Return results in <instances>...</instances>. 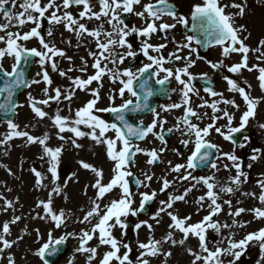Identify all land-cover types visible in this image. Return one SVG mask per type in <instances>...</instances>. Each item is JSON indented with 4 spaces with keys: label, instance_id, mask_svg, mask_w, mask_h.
I'll return each instance as SVG.
<instances>
[{
    "label": "snow or ice",
    "instance_id": "obj_1",
    "mask_svg": "<svg viewBox=\"0 0 264 264\" xmlns=\"http://www.w3.org/2000/svg\"><path fill=\"white\" fill-rule=\"evenodd\" d=\"M10 5V7H9ZM20 11L13 12L17 8V0H0V14L3 15L5 23H0V112L6 117L8 131L0 136V146L5 147L16 138H23L26 145L39 144L42 147L40 159L47 157L49 165L47 172L51 175V190L48 192L46 200H39L36 204L37 209L42 212H36L33 219L50 220L54 222V227L59 229L66 224L69 214L64 209L54 211V197L60 196L67 184L63 186L59 183V164L61 156L65 150V144L53 148L48 146L50 136L45 133L43 136H33L27 130L28 126L21 129L20 125L13 119L18 115L17 109L24 105L16 101L19 90L22 88H31L32 85L44 83V99H37L31 93L27 96L28 105L34 116L40 120L49 117V113L44 110V106L50 107L51 103L59 105L64 101H73L77 91L90 93L83 106L79 107L74 118L61 115L62 109L57 107L55 113L49 117L53 125L58 129L57 137L60 141L70 143L75 149H80L82 145L78 143L81 138H89L97 145H104L107 158L113 163L112 176L107 183L103 182V169L97 168L89 163L80 161L82 168L91 171L95 175V180L87 188L95 190L96 195L91 199V206L85 212L78 223L92 224L93 219L96 223L90 230H82L79 235L76 233H65L58 238H53L52 232L48 233V240L44 242L34 253L38 256L43 264H51L48 257L57 254L60 249L57 245L63 244L68 238L79 240V246L76 249L78 253H86V264H93L98 254L100 246H108L109 251L102 255L98 264H133L130 254L133 249L131 242H125L122 238L118 239L113 230L119 228L121 237L127 235L129 227L128 218L138 217L145 213L147 206L156 200L158 194L167 193L166 200L159 201L158 210L152 214L149 219L154 221L157 226L160 225L163 216L170 219L168 231L162 239H156L154 236V227L149 220H140L134 225V229L139 234L141 228H147L150 236L147 242H138L137 247L140 255L137 257L136 264H151L152 258L164 257L163 264H167V259L172 257L171 248L180 246L184 247L189 238H195L198 241L196 249L188 247L185 249L188 255L192 257L191 264H224L227 257L228 264H236L241 256L247 251L250 244H258L261 249V259L258 264H264V228L247 233L243 238L236 240V233L233 228H246L251 221L241 222L239 218L242 214L251 211L253 218L264 220V173L257 180V186L260 191L242 192L241 186L248 181V174L245 171L251 169L254 163L264 159V149L253 148L249 156V162L245 166L244 161L236 154L235 149L231 152H223L220 147L212 143L208 138L213 132L217 133L224 140L231 142L236 148H244L250 143L248 136L243 137V142H237L235 134L244 130L250 119L257 115L258 105L264 101V97H252L250 93L251 85L245 82L244 86L239 83V76L232 78L228 75L223 76L227 83L226 91L232 94H238L245 105V110L241 113L238 126H233L234 113L228 109L239 110L240 105L235 98L225 97L223 92L214 89L212 83H205L203 91L210 97L215 98L211 102L200 97V90L195 87L197 80L208 81L207 73L196 75L190 71L196 61L191 55L181 56L178 53L183 49H189L190 53L197 54L198 50L192 48L195 41L197 45L216 44L222 47V56L230 57L232 54L240 55V60L231 65H226L224 59L218 62L210 63L214 70L227 68L228 73L241 74L243 70L248 72H258L257 80L260 89L264 90V39H260L257 46L253 49L246 41L250 38L247 26L237 24L236 20L245 15L247 0H233L232 3H223V0H201L194 5L191 11L192 31L200 32L203 39L196 35H188L185 42L177 44L176 49L169 53L167 57L162 50L167 48V43L153 44L151 39L156 34H163L162 39L167 40L171 30L177 25L187 26L189 19L183 15H178L176 7L172 0H23L18 5ZM77 9L74 13L71 9ZM139 8V11L136 9ZM233 8L236 12H227L226 9ZM129 15L136 16L142 21L138 27L135 24L126 23V17ZM165 17L171 18L172 23H168ZM15 21V24H13ZM47 21L50 27L47 29L46 36L42 34L41 28L43 22ZM93 21L95 23H93ZM31 23L28 31H10L11 27L23 28ZM63 25L65 31L73 34L77 40L75 47L87 48V57L91 58L89 65L88 58H80V67H69L67 70L58 69V59H67L72 63V57L67 52L58 48L51 38L53 37V27ZM135 36L139 42V49H134L133 42L129 39ZM36 38L39 49L36 47H26V42ZM83 41V43H82ZM174 42V38H173ZM68 46H72V41H64ZM92 44L94 47L88 48ZM255 55V60L260 63L249 64V53ZM147 58L148 63H144L135 70L132 67L120 68L127 60L135 59L139 54ZM12 58L11 69H5L4 60ZM37 58L42 69L36 75L40 79L29 80L26 77V67ZM185 61L182 67H165L166 64L175 61ZM111 65V67L109 66ZM89 67L92 73L89 74ZM58 72L60 77L70 81L67 87L54 86V82L49 74V70ZM79 72L81 75L71 76L72 72ZM161 73L163 77L160 78ZM157 77L155 83L165 86L171 80H175L179 87V102L160 106L163 112H170L173 109H183V115L177 118L176 123L167 129L165 125L167 120L161 116L155 107L150 104V98L157 94L167 95L168 87H161L158 90L153 89L149 81ZM107 77L112 84H119L120 87L108 96L109 104L107 107L100 108L97 105L101 101L100 91L103 88V80ZM95 82L96 87H91ZM175 92L176 89H171ZM128 93L131 98L125 99ZM193 96L200 97L201 103L194 106ZM119 97L120 104H116ZM224 105L225 107H221ZM210 108L212 114L201 109ZM150 112L153 119L150 123L145 124L144 120L138 119L133 123L130 113H148ZM100 113L111 114V121L102 118ZM207 118L209 121L203 127L201 123ZM226 120L225 125H219L218 121ZM195 121V122H194ZM264 128V124L260 125ZM86 129V130H84ZM113 133L109 136L108 133ZM166 132L172 134L179 132L182 137L180 143L187 148L191 143L193 150L187 156L184 163L172 164L168 161V172L156 177L154 172L142 171L143 179L136 177L133 168L136 167V157L143 154L148 159L145 161L149 167L162 163L161 156L167 151L168 141L165 138ZM64 133H71L65 137ZM149 134L160 141L159 148L145 149L140 147L138 141H144ZM177 155H182L178 149H173ZM227 160L229 163L218 164L217 161ZM6 167V166H5ZM200 167H207L212 170L210 175L195 176L193 172ZM225 170L228 172L235 171V175H230L224 182L216 178V173ZM31 171L36 177V184L41 188L46 187L44 181L46 177L36 168ZM11 175V169H8ZM176 174L173 179L169 180L168 175ZM69 179H73L75 177ZM134 180L136 190L131 187ZM156 180L160 184L159 192L151 189V182ZM188 182L189 186L182 193H172L176 184ZM203 186L206 191L198 196L195 200L197 213L206 211L201 220L191 222L192 216L186 215L181 217L175 209L177 202L187 203V197L194 190L199 191L198 186ZM140 188L146 189L140 191ZM118 191L117 197L103 204L104 198ZM11 191V189H8ZM236 192H241L242 196L258 199L260 207L246 209L240 207L241 201H237V206L233 207L230 198ZM140 197L138 206L136 205V196ZM228 196V199L224 197ZM0 199L5 200L3 211L7 212L14 208V201L5 199L0 195ZM66 199V197H65ZM16 198L15 203H18ZM227 208V216L231 217V222L221 221L220 215ZM35 211V209L33 210ZM83 211V209H82ZM23 217L15 215L10 221L0 225V261L5 259L4 253L11 249L23 237L9 239L11 234V225L17 224ZM223 230H227V235H223ZM37 238L42 239L39 229H35ZM210 231L218 239L211 241L209 239ZM179 234V237H177ZM93 239L98 240V245L92 247L89 242ZM169 245L165 250L163 245ZM121 249L124 251L121 253ZM7 264H16L14 255L7 256Z\"/></svg>",
    "mask_w": 264,
    "mask_h": 264
},
{
    "label": "rangeland",
    "instance_id": "obj_2",
    "mask_svg": "<svg viewBox=\"0 0 264 264\" xmlns=\"http://www.w3.org/2000/svg\"><path fill=\"white\" fill-rule=\"evenodd\" d=\"M23 0H17V8L12 9V11L19 12L20 9L18 7L19 3H22ZM233 0H227L226 3L230 4ZM239 2V0H236ZM10 7V5H9ZM232 12H236V9L229 8ZM74 13L78 10L73 8L71 9ZM239 24H243L247 26L248 33H251V39H253V43L256 44L254 47L257 46L260 39H264V0H247V8L245 15L242 18H238ZM236 20V21H237ZM0 23H5L3 15L0 14ZM15 24V21H13ZM47 21L43 22V27L41 28V32L43 35L46 36L47 29H48ZM33 25L31 23L27 24L23 28H16L11 27L10 31H21L25 32L28 31ZM50 27V26H49ZM53 37L51 38L52 42L56 44L58 48H61L67 52L68 56H71L72 63L70 64L67 59H58V69L59 70H67L69 67L79 68L80 67V58L85 57L89 60V65H91V58L87 57V48L80 47L77 49L75 47L77 40L75 36L67 31H65L63 25L53 27ZM4 33H0L3 35ZM71 40L72 46H68L64 41ZM83 43V41H82ZM0 46H3L0 44ZM26 47L32 48H40L41 46L38 43L36 38H33L26 42ZM94 47L92 44L88 45V48ZM257 55V54H256ZM254 63H260L259 61L255 60L254 56ZM236 59L230 60V62H235ZM14 61L12 58L8 57L4 60V67L5 69L10 70L11 64ZM260 66H264V63H261ZM121 69L125 68V66H120ZM49 74L54 82V86H61L67 87L70 81L66 78L60 77L58 72H53L50 68ZM42 69L38 63V59L36 61V66L31 73V79H40L37 77V73L41 72ZM89 74L92 73L91 67H89ZM243 74H233V78H236L237 75L239 76V83L244 86L245 82L251 85L250 93L252 97H264V90L260 89L258 86V72L252 71L251 73H244ZM71 76L75 77L77 75H81L79 72H72L70 73ZM107 82L109 83V79L105 77ZM94 85V83H93ZM95 87V86H91ZM120 87V85L112 84L110 89L102 88L100 91L101 101L97 105L100 108L107 107L109 104L108 96L110 92H114ZM45 88L44 83L32 85L31 88H28L24 94L21 96L19 103L23 104L22 108H18L14 121L18 123L21 129H24L25 126L29 133L33 136H43L47 133L50 136L48 141V146L50 147H57L62 143L65 144V150L61 156L60 164H59V176L60 180L59 183L63 186L65 183L67 187L65 188L64 192L60 196L54 197V204L53 209L54 211H58L59 209H64L66 213L69 214V218L65 225L61 228L57 229L54 227V222L50 220H41V219H33L36 212H42V209H37L36 204L39 200H46L48 196V192L51 190L52 184L51 175L47 172L49 167L47 163V157L45 159H40L42 153V147L39 144H31L26 145L25 140L23 138H16L9 142L7 145V153H5V147L0 146V195H2L7 200L14 201V208L9 209L7 212H4L3 206L5 204L4 199H0V225H2L6 221H10L15 215H21L23 219L19 221L15 225H11V234L8 237L9 239H17L18 237H23L17 244H15L11 249L5 251L4 256L5 259L0 261V264H7V256L14 255L16 264H43V261L34 253L36 250L48 240V233L52 232L53 238H58L65 233L71 232L76 233L79 235L82 230H90L92 225L95 224L97 221L93 219L92 224H81L78 223V219L82 218L83 215L87 210H89L91 206V199L96 195L95 190L91 187L87 188V192L85 194V187L86 185H90L95 180V175L84 168H82L80 161H84L85 163H89L97 168L103 169L104 178L103 182L107 183L108 180L112 176V168L113 163L107 158L106 156V149L104 145H97L94 141L90 140L89 138H81L78 140V143L82 145L80 149H75L71 146L70 143L65 141H60L57 137L58 129L53 125L52 120L49 118L51 117L57 107L62 109L61 115L70 116L74 118L75 111L83 106V104L91 98L90 93H85L83 91H77L76 96L73 101L69 104V102L64 101L57 105L56 103H51L50 107L44 106V110L49 113V117H45L43 120L36 118L31 111V108L28 105L27 96L31 93L37 99H44L43 89ZM228 95L232 96L235 94H231L227 92ZM175 101H178L179 94L177 96H172ZM233 97V96H232ZM125 98H131L128 93L125 94ZM171 100L167 102L170 103ZM121 100L119 97L116 99V104H120ZM102 118L109 120L108 113H100ZM174 120L173 118L171 119ZM110 121V120H109ZM174 123L170 125H165V127L169 128L172 127ZM264 124V101H262L258 105V113L257 118L255 121L251 122V125H254L256 131L251 133V142L244 148H236L233 144L230 145L231 142L227 143L226 148L221 149L223 152H231L235 149L236 154L241 157L244 161L245 166L249 162L248 158L252 153L253 148H261L264 149V128H261L260 125ZM86 130V129H84ZM8 131L6 122H0V136ZM65 137H69L71 133H64ZM109 136L113 135V133H108ZM255 136V137H254ZM214 138H218L215 135ZM218 140V139H217ZM148 144V142L146 143ZM158 146V145H156ZM140 147L148 149L150 146H143ZM187 155V153H186ZM186 155L183 154L182 156L178 155V158H175L174 154L166 153L164 154L163 162L161 163L160 167H148L145 163L146 159L144 158L143 154H138L136 157V167L133 168L135 175H137L140 179H143L142 171L145 172H154L156 177H161L168 172V161H172L174 165L177 163H183L186 160ZM172 158V159H170ZM180 158V161L178 162ZM218 164L222 163H229V161H217ZM6 166V167H5ZM32 168H36L40 171L45 177V185L46 187L41 188L39 185L36 184V177L34 173L31 171ZM8 169H11V175L8 172ZM245 171L248 174V181L241 186L242 192H256L259 194V187L257 186V180L261 178V174L264 173V159L254 163L253 167L248 170L245 167ZM73 173H75V177L73 179H69L73 177ZM212 174V170L207 169L204 173H196L193 172L195 176L201 175H210ZM176 174L168 175V179L171 180ZM230 175H235V171L228 172L225 170H221L216 173V178L220 182H224ZM188 182H184L183 184H176L172 189H169V192L172 193H182L186 187H188ZM160 184L153 180L151 182V189L157 190L159 192ZM199 191L194 190L192 193L189 194L187 197V203L177 202L174 206L175 209L178 211L181 217L186 215H191L192 220L191 222H197L201 220L204 212L200 211L197 213V205L195 204V200L198 196L202 195L206 189L201 185L198 186ZM11 189V191H8ZM146 189L142 188V191ZM119 190L107 195L103 202V204L108 203L110 200L117 197ZM19 198L18 203H15L16 198ZM66 197V199H65ZM137 201L140 197L136 196ZM135 198V200H136ZM168 198L167 193H160L158 194L154 206V211L150 212L149 216L139 218V220L133 219L132 221L137 223L140 220H149V223L153 224L154 227V236L156 239H162L165 233L168 231V224L170 223V219L167 216H163L161 219V223L159 226L155 224L154 221L150 220L149 217L154 214L159 208V201L166 200ZM228 199V196L224 197ZM232 199L233 207L237 206V201H241L242 203L239 204L240 207H244L246 209H252L255 207H260V202L258 199H254L251 197L242 196L241 192H236L234 195L230 197ZM136 201V205L138 206L139 201ZM35 209V211H33ZM83 209V211H82ZM225 215L220 217V219L231 222V217H228L226 214L229 209L225 208ZM241 222L251 221L250 224L246 228H234L232 229L233 232L236 233L235 239L239 240L243 238L247 233L256 231L260 228H264V220H256L253 218V214L251 211H248L242 214L239 218H237ZM35 229H39L40 236L42 239L37 238V233L34 231ZM226 231V235H227ZM116 236L118 239H123L125 242H131L132 246V253L130 254V258L133 260V264H136L137 257L140 255V250L137 247L138 242H147L150 233L148 229L141 228L139 230V234L137 237V233L135 229L131 231H127V235L121 237V230L117 228ZM215 234L209 233V239L211 241H215ZM179 237V234H177ZM66 243L69 245V250L66 257L59 263V264H86L87 254L86 253H78L76 252L77 247L79 246V240L75 238H68ZM98 240L93 239L89 242V245L92 247H96L98 245ZM198 245V241L195 238H189L186 242L184 247H174L171 248L173 253L172 257L167 259V264H191L192 257L187 254L185 251L186 248L191 247L196 249ZM164 249H169V245H163ZM105 252L102 250L101 247L98 248V254L96 260L93 264H98L99 260L102 258V255ZM261 249L258 244H250L247 251L241 256L240 260L236 262V264H258V261L261 259ZM231 257H227L224 260V264H228V260ZM164 257L152 258L151 264H163ZM116 263V262H115Z\"/></svg>",
    "mask_w": 264,
    "mask_h": 264
},
{
    "label": "water",
    "instance_id": "obj_3",
    "mask_svg": "<svg viewBox=\"0 0 264 264\" xmlns=\"http://www.w3.org/2000/svg\"><path fill=\"white\" fill-rule=\"evenodd\" d=\"M28 68H29V66L26 67V69H25L26 72H27ZM22 89H23V88H22ZM22 89H21V90H22ZM21 90H19V92H20ZM19 92H18V94H19ZM18 94H17V95H18ZM15 98H17V96H16ZM60 248H61V251H63L65 247L60 246Z\"/></svg>",
    "mask_w": 264,
    "mask_h": 264
},
{
    "label": "bare ground",
    "instance_id": "obj_4",
    "mask_svg": "<svg viewBox=\"0 0 264 264\" xmlns=\"http://www.w3.org/2000/svg\"><path fill=\"white\" fill-rule=\"evenodd\" d=\"M248 170H250V169H248ZM234 229V228H233ZM227 231V230H226Z\"/></svg>",
    "mask_w": 264,
    "mask_h": 264
}]
</instances>
